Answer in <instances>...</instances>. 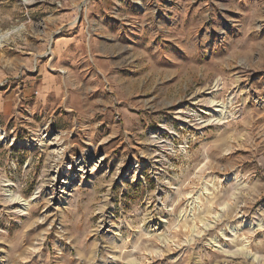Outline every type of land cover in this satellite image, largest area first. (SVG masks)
I'll return each mask as SVG.
<instances>
[{"label": "rangeland", "instance_id": "1", "mask_svg": "<svg viewBox=\"0 0 264 264\" xmlns=\"http://www.w3.org/2000/svg\"><path fill=\"white\" fill-rule=\"evenodd\" d=\"M15 28L0 264H264L211 242L264 257V0H0Z\"/></svg>", "mask_w": 264, "mask_h": 264}, {"label": "bare ground", "instance_id": "2", "mask_svg": "<svg viewBox=\"0 0 264 264\" xmlns=\"http://www.w3.org/2000/svg\"><path fill=\"white\" fill-rule=\"evenodd\" d=\"M16 30H18V29L15 28V29L11 30V32H6L4 35H0V42L3 41L2 39H5V38L7 39V37L10 34L14 33ZM222 88L223 87H222L221 79L217 78V79H215L214 83L208 88V91H207V94L210 95V97H209V99L207 101V102H209L208 104H210L212 108L213 107H217V108L213 109V111L215 112V115H214L215 118L214 119H210L207 122L211 123V124L219 125V126L225 125V123H227L229 121L228 118H232L233 119V116L228 114V110H227V106L228 105L227 104L215 103V102H217V101H215V95H217L218 92L220 90H222ZM233 99H234L233 97L228 98L225 102L231 103V102H233ZM0 134H1V132H0ZM235 177L237 178V176H235ZM40 193H41V189L38 188V190L36 191L35 195L34 196L33 195L30 196L28 199H23V197L20 194L14 193V194L11 195V200L10 201H11V203H15V204L19 205V207H20V211H18L19 215L28 216L29 215V211H30V207H31L30 203L32 201L39 200L40 199ZM225 208H227V207H225ZM222 210L225 211V209L223 207H222ZM215 214L216 215H215L214 218L216 220L221 218V216H222L221 213H215ZM216 220H215L214 223H216ZM260 223L258 222V223H253V224H251V223L247 224V222L244 221V222L240 223L237 226H229L228 230L231 233L235 234V233H237V230H240L242 227H245L246 225L249 226L251 228V230H254L257 227H263V225H261ZM208 224L209 223H207L206 226ZM209 225L211 226L213 224L211 223ZM211 242H212L213 246L216 247V249L224 252L228 256L240 255V256L244 257L245 259H248L250 262H254V263H262V262H264V257H261V256H259L256 253H253L251 250H249L247 248V245L243 244L236 251L229 252L226 249L225 245H219L217 243V239H213Z\"/></svg>", "mask_w": 264, "mask_h": 264}]
</instances>
